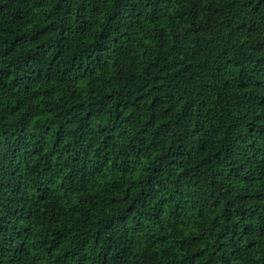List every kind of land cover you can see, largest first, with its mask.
<instances>
[{
    "label": "trees",
    "instance_id": "obj_1",
    "mask_svg": "<svg viewBox=\"0 0 264 264\" xmlns=\"http://www.w3.org/2000/svg\"><path fill=\"white\" fill-rule=\"evenodd\" d=\"M0 264H264V0H0Z\"/></svg>",
    "mask_w": 264,
    "mask_h": 264
}]
</instances>
